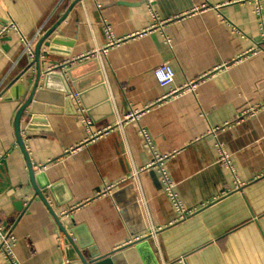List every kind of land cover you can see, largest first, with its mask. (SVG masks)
Here are the masks:
<instances>
[{
  "label": "crops",
  "instance_id": "1",
  "mask_svg": "<svg viewBox=\"0 0 264 264\" xmlns=\"http://www.w3.org/2000/svg\"><path fill=\"white\" fill-rule=\"evenodd\" d=\"M75 1L0 0V221L13 225L18 264L68 262L16 141L18 103L3 97L19 76L30 88L37 42ZM49 40L60 43L41 47L42 71L63 67L72 95L38 104L19 132L35 174L61 184L46 194L59 223L83 226L113 264H147L132 252L140 242L157 264H264V0H79ZM162 64L174 77L160 85ZM133 111L137 121L118 125ZM145 140L169 155L185 219L146 168Z\"/></svg>",
  "mask_w": 264,
  "mask_h": 264
},
{
  "label": "water",
  "instance_id": "2",
  "mask_svg": "<svg viewBox=\"0 0 264 264\" xmlns=\"http://www.w3.org/2000/svg\"><path fill=\"white\" fill-rule=\"evenodd\" d=\"M78 1L79 0L73 2V4L70 6L69 10L64 14V16H62L59 21L37 42L34 52V59L32 62V65H34L35 69V76L30 88H26L21 82H17V80L20 78L19 76L18 79L15 80L8 87H13V94H6L3 99L5 101L14 100L18 103V107L14 117L16 141L24 155L29 172L30 182L35 195L42 201L48 211L51 212L52 216L58 224L60 233L62 235L64 254L68 264H113L114 262H116L117 256H112L111 258L105 256H98V254L92 247L91 241L88 239V237L87 239L83 238L85 234V229L83 226H74L68 231L64 226L59 223L58 219L49 208V205L46 201V194H54L58 186H61V184H57L56 186L51 185L49 184L48 180H46L45 174H35L32 169L29 158L26 154L24 145L20 139L19 132V124L24 115L27 114L28 117H32L34 115L41 114L37 113L36 110V108L38 109V104H54L60 106L61 103L64 102V100L65 102H68L72 95L69 85L67 84V81L65 79V76L61 73L63 67L60 66L57 69L47 72L42 71V66L40 64V49L42 46H44L48 49L50 53L53 52V46L60 42L59 40H49V38L54 33L59 24L66 18L72 6ZM46 55L47 54H43V57H45ZM65 74L69 76L70 72H67ZM128 191H131V188H127L125 190L117 192L113 195V197L118 200L120 197L122 198V195H124ZM121 205L123 207L124 205H130L132 207V210H135V204H130L126 202L125 204L123 203ZM140 244H134V246H137L135 248V251L132 252H138L144 261L147 260V264H157L151 261L152 255L149 250H147V244ZM144 248H146L147 250V255L142 251ZM127 254L128 253H126L125 255Z\"/></svg>",
  "mask_w": 264,
  "mask_h": 264
},
{
  "label": "built area",
  "instance_id": "3",
  "mask_svg": "<svg viewBox=\"0 0 264 264\" xmlns=\"http://www.w3.org/2000/svg\"><path fill=\"white\" fill-rule=\"evenodd\" d=\"M12 26H10L11 28ZM7 28H3L0 31V35L2 32L6 31ZM26 49L30 50V44L26 43ZM106 50H103L102 53H105ZM31 53V52H30ZM97 56H100V54L97 52ZM154 78L156 82L160 85L167 84L172 81L174 77V72L171 69V67L167 64H162L158 67L155 68L154 72ZM190 89L194 88L193 84H189ZM139 112L138 111H133L130 112L129 114L123 116L122 119L118 120V125L122 126L124 122H131V121H137L139 117ZM110 129H104L101 131H98L96 134H92L90 137L93 139L95 137H101L105 136L109 133ZM142 132V131H141ZM144 138L146 139L144 133L142 132ZM146 145L149 147L150 152H151V162L146 166V168H156L159 170V172L162 175V181L164 185V190L166 193L169 194L170 198L172 199V203L174 205L175 210L177 211L178 214V219H185L189 214L190 210H186L182 203L178 201L176 198L175 194L173 193V185L171 182L168 180L164 170H163V165L164 162L169 158V155H160L157 154L152 150L150 147V144L148 143L147 140ZM220 161L223 162L226 166L229 167V158L225 154H221ZM231 170V168L229 167ZM136 175V174H134ZM111 188H107L106 191H109ZM135 241H139L137 238ZM16 246V238L14 236L13 232V225H5L2 224L0 221V256L3 258V260L7 264H18L16 260V256L14 253V248ZM181 263V261H180Z\"/></svg>",
  "mask_w": 264,
  "mask_h": 264
}]
</instances>
